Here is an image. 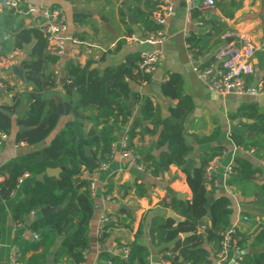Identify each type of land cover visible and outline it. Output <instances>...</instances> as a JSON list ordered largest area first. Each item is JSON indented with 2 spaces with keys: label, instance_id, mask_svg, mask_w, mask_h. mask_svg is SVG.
<instances>
[{
  "label": "trees",
  "instance_id": "obj_1",
  "mask_svg": "<svg viewBox=\"0 0 264 264\" xmlns=\"http://www.w3.org/2000/svg\"><path fill=\"white\" fill-rule=\"evenodd\" d=\"M151 1L146 0L147 3ZM162 3L163 0L158 1L153 10L141 12L140 22L144 30L155 32L160 28L154 16ZM14 12L11 10L12 14L2 24L6 33L11 34L9 41L14 48L23 50L26 44L36 40L30 51L31 60L22 62L28 69V80L35 84L33 90L26 94L30 108L23 117H18L17 121L19 126L32 128L19 131L16 141L35 145L47 139L56 130L61 117L58 103L53 98H45L44 94L56 88L60 81L67 94L66 110L74 116L73 120L58 131L49 145L0 167V174L4 176L0 181V194L6 200L11 198V193L16 189L18 179L24 172L36 177L47 168H64L59 175H48L44 181L35 180L22 187L23 195L12 208V218L19 224L29 222L31 231L38 233L40 239L16 238L14 244L17 247V261L20 264L86 263L91 248L90 226L95 212L90 189L95 171L86 156V147H91L93 157L99 164L107 161L118 139V124L128 127L130 147H135L136 138L141 139L145 135L158 136L156 147L160 149L159 157L149 154L146 161L142 162L147 164L154 176L168 170L171 165L179 166L187 173V182L192 190L190 201L173 198L171 202L165 203L166 207L179 212L185 218L184 221L176 222L172 217L159 216L152 219L150 231L152 235L157 233L152 239L153 244L162 246L173 242V247H167L163 251L173 250L179 253L173 259L174 264H215L223 234L232 224L234 210L230 207L232 201L227 194L214 198L210 207H207L208 196L214 195L215 189L207 188L205 170L210 161L221 156L223 148L202 154L193 173L184 168L194 152L193 145L185 137V124L194 109V103L191 97L182 95L181 76L174 73L162 85L166 97L180 99L177 106L170 108V116L166 118L162 117L150 96L134 91L131 86V81L140 84L152 82V74L139 68L141 52L130 55L122 63L104 69L93 67V61L86 64L69 61L68 75L60 79L59 75L50 69L60 61V56L48 51L47 40L38 29H30L20 23L12 30L18 16ZM189 42L193 54L196 55L193 40L190 39ZM202 67L200 68L204 69L208 66ZM248 82L251 83L249 80ZM24 98L22 93H14L12 104L0 106V131L11 134L12 115L17 113ZM130 102L140 105V115L136 116L134 106H131ZM239 114L244 115L245 109H241ZM88 123L91 124L90 128ZM149 124H152L153 128H150ZM242 126L252 127L251 124L245 123H242ZM217 136L218 131L198 139V142L204 144ZM232 138L238 147L250 149L258 146V143H246V137L243 135L233 133ZM234 162V172L229 184L244 197L264 195V183L259 185L252 180L257 170L249 169L247 160L242 156H236ZM84 169L90 174L85 175ZM77 178H80V181L76 182ZM111 190L110 185L108 193ZM136 191L140 197L148 193L145 184L137 185ZM46 206L56 207L58 210L42 215L41 210ZM33 211H36L38 216L32 217ZM246 214L253 216L249 212ZM116 216L119 217L118 222H106L103 236L99 237L101 243L110 239L115 230L125 223L121 215ZM206 216L210 219L209 223L204 220ZM202 226L204 228L200 230ZM234 230L239 239V255L242 257L239 264H264V224L251 234H245L237 228ZM181 233L189 235L182 239ZM142 234L143 225L134 241L122 245L129 246V258H124L121 253L113 256L102 252L97 264H108L102 263V259L111 260L112 264H151L150 249L140 240ZM1 236L0 214V239ZM29 252L32 253L30 256ZM234 256V252L231 253L230 262L236 259Z\"/></svg>",
  "mask_w": 264,
  "mask_h": 264
},
{
  "label": "crops",
  "instance_id": "obj_2",
  "mask_svg": "<svg viewBox=\"0 0 264 264\" xmlns=\"http://www.w3.org/2000/svg\"><path fill=\"white\" fill-rule=\"evenodd\" d=\"M21 1L35 5L59 7L64 10L67 17L66 34L70 39L79 41L80 44L69 41L66 53L60 56V61L50 68L59 75L60 79L68 75L67 63L76 61L70 54L71 48L74 47L83 51L82 64L93 61L92 66L95 68H100L99 65L105 63L108 55L112 58V65L110 66H113L124 62L132 54H140L143 50L162 49L165 59L162 66L152 74V82L160 83V89L164 95L163 83H166L172 74L178 73L183 81L182 95H187L193 100L194 109L185 124V137L189 136V139H186L194 147V152L189 157L196 160L194 167L199 165L202 154L223 148L221 156H218L221 157V166L217 172L220 180H222L227 164L231 162L233 157L239 155L247 160L249 169L257 170L253 174L252 180L263 185L264 92L257 94L231 93L224 98L217 97L208 88L205 80L198 76L194 68L196 65L203 68L202 66L217 63L215 55L218 50L226 43L233 41L227 35L234 30L244 31L249 33L256 43V53L253 58L254 73L248 77V80L254 86L264 88V0H216L214 7L204 4L202 0H197L196 8L191 13L188 10V0H169L174 6V15L169 18L165 25L169 36L162 44L156 45L142 42L144 32L140 17L142 16L141 12L153 10L157 2L161 0H152L151 3H147L146 0ZM11 10L5 9L0 13V54L6 55L17 51L19 53L18 64L24 67L22 62L31 57L30 51L32 49L30 51L15 49L9 41L11 34L6 33L2 25L12 14ZM130 15L133 16L132 22L129 21ZM20 23L25 27V18L18 15L12 30L17 28ZM130 33L136 34L140 40L129 43L126 37L131 36ZM190 39L193 40L194 49L197 52L196 55L194 54L195 62L190 53L192 52ZM34 41L35 45L36 40L34 39ZM97 65L98 67H96ZM151 83L140 84L137 81H131V86L134 91L150 96L163 118L169 117L170 108L177 106L180 99L165 95L164 99L158 98L150 92ZM34 86L23 83L10 70L9 74L0 75V106L12 104L13 94L20 92L25 97L21 107L24 104L28 105L24 116L30 108L26 94L31 92ZM44 97L53 98L58 104H64L65 114L61 115L56 130L47 139L35 145H28L26 142L18 143L16 141L17 134L21 129L17 121L18 117L23 116L18 113L13 114V129L4 146L0 167L20 156L49 145L58 131L74 119V116L66 110L67 94L61 81L56 88L46 91ZM133 106L136 116L140 115V105L134 104ZM241 109H245L244 115L239 114ZM242 123L251 124L252 127H244ZM87 126L90 128L91 124L88 123ZM149 127L153 128V125L149 124ZM126 130V126L117 124L118 139L113 146L115 151L109 160L108 167L104 171L97 170L93 174L96 182V191L93 195L95 212L90 226L91 248L85 264H97L102 252H108L113 256L121 253L120 247L125 243L134 241L142 225L143 234L140 240L149 247L150 263L155 264L163 249L173 247L174 243L171 242L162 246L153 244L152 239L157 233L152 235L150 231L152 219L156 216L171 217L168 212L172 210L182 218L181 221L176 222H182L185 218L179 212L166 207L165 203L171 202L173 198L182 201L192 199V190L187 182V173L179 166L171 165L157 178L150 172L139 170L131 164L129 158L122 156V144ZM216 131H218V136L212 141L204 144L198 142V139L211 136ZM233 133L245 136L248 144L258 143V146L251 147L255 151L249 153L236 150V143L232 138ZM157 137L145 135L141 139L136 138L134 140L136 152L141 156V160L146 161V156L149 154L159 157L160 149L156 147ZM35 180L36 177L31 176L24 182L23 186ZM139 184H145L147 187L148 193L145 196L137 195L136 189ZM110 185L112 190L109 193L113 199L107 200L105 190L108 192ZM22 187L9 200L4 199L0 194V214L2 215L0 264H10L12 254L17 251L14 244L16 238L29 240L34 238L29 222L16 226L12 218V208L23 195ZM207 188L211 190L209 185ZM222 194H226L223 189H215L214 198ZM239 195L241 213L249 212L253 214L252 217L264 215L258 209V205L264 203V195L255 194L250 197H244L240 193ZM122 207H129L132 211L123 214L120 212ZM104 214L121 215L122 221L125 223L115 230V234L110 239L101 243L98 227ZM239 214L234 210L232 223H235L238 217L240 218ZM34 216H38V213L32 215V217ZM204 220L206 223L210 222L207 216ZM256 228L257 226L253 222H240L238 225V229L245 234L253 233ZM184 234L186 233H181L180 238L183 239L188 235ZM155 242H157L156 238ZM31 254L29 252L28 256ZM234 254L238 256L239 252H234ZM49 256L51 261L52 253Z\"/></svg>",
  "mask_w": 264,
  "mask_h": 264
},
{
  "label": "built area",
  "instance_id": "obj_3",
  "mask_svg": "<svg viewBox=\"0 0 264 264\" xmlns=\"http://www.w3.org/2000/svg\"><path fill=\"white\" fill-rule=\"evenodd\" d=\"M197 0H188V10L191 13L196 8ZM204 4L209 6H215L216 0H202ZM5 9H12L19 16L25 18V27L30 29H38L42 32L48 43V51L56 54L58 56H63L68 48L69 41H73L75 44H80L79 41L70 39L67 32V17L64 10L59 7H48L44 5H35L33 3L27 2L23 3L21 0H0V13ZM174 15V6L169 0H164L161 8L156 12L154 19L160 28L155 32H150L144 30V38L141 39L142 42L156 45L162 44L168 39V34L165 29L170 17ZM188 33V32H186ZM233 41L226 43L222 46L215 55L217 63H213L208 67L201 69L199 66H195L194 70L198 76L205 80L208 88L217 97H226L231 93L236 94H257L264 92L263 87L254 86L248 82V77L254 73V63L253 58L256 53V43L253 37L244 31L234 30L227 35ZM129 43L139 41L140 38L136 34L126 37ZM191 57L195 62L194 54L192 52ZM70 54L77 61L82 63L83 51L74 47L71 48ZM165 59V54L162 49L154 50H143L141 52V61L139 68L145 73L153 74L160 66H162ZM19 53L14 51L10 54H0V73L2 71H11L12 66L18 64ZM128 130V127H127ZM126 134L123 138V151L122 156L129 158L131 164L141 171L150 172L147 164L142 162L141 156L136 152L135 147H130L129 138ZM10 134L5 131H0V159L3 155L4 146L8 141ZM114 146V145H113ZM236 150L246 151L253 153L254 149H245L243 147H238L235 145ZM115 149L113 147V153ZM112 153V155H113ZM111 155V156H112ZM110 157L107 161L99 164L98 170L104 171L107 169ZM234 157L231 162L227 164L224 169L222 180L218 177V170L221 166V157H216L207 165L205 170V178L207 186L209 185L211 189H223L225 193L231 198L230 207L235 211L239 212L240 218L238 217L235 223H232V228L223 234V240L221 242V249L217 254V260L215 264H239L242 260L240 255L236 256V259L230 262V256L233 252H239V239L235 236V230L238 229L240 222H253L257 227L264 224V215H256L250 217L246 213H241V202L240 195L236 189L229 184V180L232 178L234 172ZM83 173L89 175L90 172L84 169ZM32 175L29 172H24L18 179L16 189L11 193V197L16 193V191L21 188L24 182L30 178ZM158 178V176H156ZM4 179V176L0 174V181ZM92 196L96 191V182L93 180L90 185ZM106 192L107 200H112L113 196ZM36 211L31 212L34 215ZM242 214V215H241ZM118 222V216H111L109 214H104L102 216L101 222L98 227V236L102 237L105 231V225L107 221ZM16 226L21 225L15 223ZM204 226L200 230H203ZM32 235L35 239L39 240L40 237L38 233L32 231ZM121 254L124 258H129L130 248L127 245L120 247ZM178 252L173 250L162 251L159 255V260L155 264H174L173 259ZM17 251L12 254L10 258V264H20L17 261ZM100 260V259H98ZM102 263L112 264L111 260L102 259Z\"/></svg>",
  "mask_w": 264,
  "mask_h": 264
},
{
  "label": "water",
  "instance_id": "obj_4",
  "mask_svg": "<svg viewBox=\"0 0 264 264\" xmlns=\"http://www.w3.org/2000/svg\"><path fill=\"white\" fill-rule=\"evenodd\" d=\"M1 17V14H0ZM133 16L130 15L129 16V21L132 22ZM35 41L33 40L31 43H28L24 46V50L26 51H30L33 46H34ZM28 60H31V57L27 58ZM112 65V58L110 55L107 56V59L105 61L104 64L99 65L100 68H106L108 66ZM98 67V65L96 66ZM28 69L25 67H22L19 64H15L12 66L11 72L17 77L19 78L23 83L27 84V85H31L34 86V82L28 80L26 73H27ZM4 91V90H3ZM150 92L152 94H154L155 96H157L160 99H164V95L160 89V83L159 82H152L150 84ZM122 100V99H120ZM130 105L133 106V102H130ZM28 108L27 104H24L20 109L17 110V113L20 116H23L24 112L26 111V109ZM58 110H59V114L60 115H64L65 114V107L63 103H59L58 104ZM29 126L26 125H22L20 126L21 131H25L27 129H29ZM187 139H189V136L186 137ZM86 156L88 157V160L90 162V166L92 168V170L97 171L99 168V163L96 161V159L93 157V153H92V149L90 146L86 147ZM195 159L194 158H189L186 162V164L184 165V168L189 170L190 173L194 172V164H195ZM64 168H47V170L45 172H42L38 175H36V180L39 181H44L46 176H50V175H59V173L63 170ZM80 181V178H77L76 182ZM214 200V195L210 194L208 196V202H207V207L209 208L212 201ZM58 208L56 207H51V206H46L41 210V214L42 215H46L48 213L57 211ZM128 211H132V209H130L129 207H122L120 209V212L123 214H126ZM169 216H171L172 218H174L176 221H181L182 218L181 216L177 215L176 213H174L172 210H170L169 212ZM232 228V224L229 226L228 230H230ZM189 235V233H186L184 235Z\"/></svg>",
  "mask_w": 264,
  "mask_h": 264
},
{
  "label": "rangeland",
  "instance_id": "obj_5",
  "mask_svg": "<svg viewBox=\"0 0 264 264\" xmlns=\"http://www.w3.org/2000/svg\"><path fill=\"white\" fill-rule=\"evenodd\" d=\"M5 74H9V71H2L1 73H0V75H5ZM251 190H252V188H251ZM258 209L259 210H261L262 211V213L264 214V203H260L259 205H258Z\"/></svg>",
  "mask_w": 264,
  "mask_h": 264
}]
</instances>
